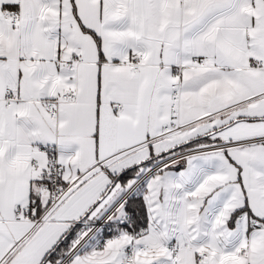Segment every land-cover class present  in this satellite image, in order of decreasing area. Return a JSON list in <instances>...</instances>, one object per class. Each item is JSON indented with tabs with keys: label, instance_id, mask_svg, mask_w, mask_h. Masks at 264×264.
I'll return each mask as SVG.
<instances>
[{
	"label": "snow or ice",
	"instance_id": "6c2138e0",
	"mask_svg": "<svg viewBox=\"0 0 264 264\" xmlns=\"http://www.w3.org/2000/svg\"><path fill=\"white\" fill-rule=\"evenodd\" d=\"M0 264H264V0H0Z\"/></svg>",
	"mask_w": 264,
	"mask_h": 264
}]
</instances>
